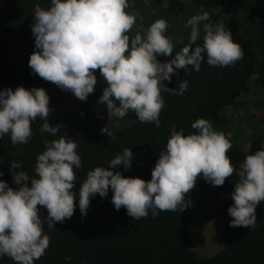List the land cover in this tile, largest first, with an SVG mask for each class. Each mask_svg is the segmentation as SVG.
<instances>
[{
	"label": "clouds",
	"instance_id": "clouds-1",
	"mask_svg": "<svg viewBox=\"0 0 264 264\" xmlns=\"http://www.w3.org/2000/svg\"><path fill=\"white\" fill-rule=\"evenodd\" d=\"M129 7L130 0H51L48 9L39 4L34 8L32 34L37 51L31 54L29 67L81 101L94 93L98 69L107 85L98 103L106 106L110 118L101 132L111 139H116L114 119L122 120L129 113H135L142 123L161 126L160 115L166 107L163 93L183 96L189 88V79L181 80L176 88L165 83H171L178 70L184 69L187 76L200 71L205 54L208 65L221 68L234 66L245 55L222 22L203 23L210 20L205 11L186 21L184 27L190 28L187 45L173 59L162 62L158 57L172 56L175 48L167 35V21L158 19L145 33L130 37L139 13L127 11ZM202 23L201 45L197 41ZM49 105L44 88L20 86L0 91V139L7 135L13 145H27L34 137L32 123L37 118L44 121L40 132L54 137L44 140L45 150L36 157L34 176L25 170L14 171L22 162H11L14 183L21 187L13 189L0 180V258L7 256L14 264H35L45 255L50 246L45 220L52 229L57 222L71 219L77 197L81 215L86 216L91 200L97 194L105 198L111 190L115 209L124 207L128 216L140 220L161 211L183 212L192 203L186 194L198 178L222 186L235 171L227 155L231 141L200 118L191 125L196 131L188 135L172 126L150 180L114 171L120 165L124 171L132 167L133 152L124 148L108 167L96 166L81 181L79 145L67 133L58 136L64 125L49 123L54 111ZM240 168L231 194L234 203L228 208L229 227L255 228L257 207L264 202V148L247 155ZM77 183L78 193L74 191ZM38 206L47 209L46 219Z\"/></svg>",
	"mask_w": 264,
	"mask_h": 264
},
{
	"label": "trees",
	"instance_id": "trees-1",
	"mask_svg": "<svg viewBox=\"0 0 264 264\" xmlns=\"http://www.w3.org/2000/svg\"><path fill=\"white\" fill-rule=\"evenodd\" d=\"M138 2L130 0L127 11H139V7L135 8ZM36 4L48 9L51 0H0V91L20 86L29 90L44 88L50 100L55 101L52 96L55 84L39 77L29 67L30 56L37 51L32 34ZM143 7L179 13L182 17L189 11L208 12L210 20L203 23L222 22L242 47L244 58L234 66L221 68L208 65L205 54L200 71H191L187 76L184 69L178 70L171 83H165L176 88L181 80L189 79V88L183 96L163 93L166 107L160 115V127L142 123L135 113H129L119 119L117 126H112L116 139H111L101 132L109 123L107 108L94 97L77 101L74 107L69 105L66 116L55 123L49 117V123L64 125L58 136L67 133L69 139L78 143L83 166L77 172L81 181L96 166L108 167L109 161L124 148H131L133 152L132 167L124 171L120 165L114 171H121L125 177L150 180L173 125L188 135L196 131L192 123L204 118L212 123L215 131H231L232 115L247 107L250 96H260L252 101L260 105L262 113L249 124L250 136L234 130L230 139L233 147L227 155L235 171L224 185L212 186L201 179L198 193L191 190L186 194L192 203L183 212L161 211L155 217L149 214L140 220L128 216L124 207L115 209L111 190L107 197L97 194L91 200L86 216L81 215L77 197L71 219L57 222L52 229L45 220L44 231L50 236V246L35 264H264V202L257 207L255 228L229 227L232 217L228 215V208L234 203L231 194L239 180L241 164L247 155L264 148V0H149L140 9ZM143 15L140 12L138 18ZM203 23L201 39L197 41L201 45ZM184 30L180 50L190 36V28ZM129 35L133 37V29ZM43 123L40 118L32 123L34 137L27 145H13L7 135L0 139V172L4 173L0 180L13 189L22 184L14 183L11 162H22V167L14 171L25 170L34 176L36 157L45 150L44 140L54 139L40 132ZM79 188L77 183L74 191L78 193ZM38 208L42 219H46L47 209ZM211 215L225 217L224 247L207 256L193 248L191 225L196 219L204 220ZM0 264H14V261L5 256L0 258Z\"/></svg>",
	"mask_w": 264,
	"mask_h": 264
},
{
	"label": "rangeland",
	"instance_id": "rangeland-1",
	"mask_svg": "<svg viewBox=\"0 0 264 264\" xmlns=\"http://www.w3.org/2000/svg\"><path fill=\"white\" fill-rule=\"evenodd\" d=\"M134 0H132L133 3ZM143 2V0H142ZM149 0H144V3H148ZM139 5H136L135 8H138V13L142 12L144 15L137 19L136 25L133 27V35L137 34L138 32L143 34L146 32L147 28L156 20L158 19H164L167 21L169 27L167 31V35L171 37L175 48H174V55L175 52L180 50V46L183 43V39L185 38L183 34L185 33L184 25L186 21L193 15L200 14L199 12H185L184 16L182 17V14L179 13H169V12H162L160 9H155L156 11L152 10V7L148 9L149 7H143L140 9L143 4L141 3V0ZM135 11V12H136ZM158 12V13H157ZM182 42V43H181ZM174 55H172L174 57ZM159 60L162 62L170 61L171 56L168 57H158ZM97 75V84L95 86L94 93L89 94L88 98L94 97L97 101H99V98L103 95V89L107 86L104 78L100 75L99 70H96ZM51 94V93H50ZM52 96L56 98L55 101L50 100V108L54 109L50 113V120L52 122H57L60 119L64 118L67 114V110L69 105L74 107L76 102L80 101L75 95L70 91H64L57 85H55L52 89ZM256 99H260V96H254ZM253 96H250L247 102V107L240 110L239 114L235 113L232 115V121H233V129L231 128V131H217L224 133L226 138L229 140L231 139V136L233 132L242 133V135L246 134L250 136L252 134V129L249 127V124H252V122H255L258 117H260L262 110L260 109V105H256L252 99H254ZM251 98V99H250ZM255 100V99H254ZM251 118V119H249ZM251 120V121H250ZM250 121V122H249ZM119 122V119L116 118L113 121V126H117ZM129 121H125L124 124H127ZM235 130V131H234ZM231 141V140H230ZM233 145V141H231ZM249 143L247 142V145ZM203 178H198L195 187L192 189L193 192L198 193V181ZM211 212V210H210ZM225 217H219L215 215H211L209 218L204 220H198L196 219L192 225H191V234L193 236L192 245L195 250H197L202 255L212 256L216 254L219 250H221L224 247V239H223V232L225 228Z\"/></svg>",
	"mask_w": 264,
	"mask_h": 264
}]
</instances>
